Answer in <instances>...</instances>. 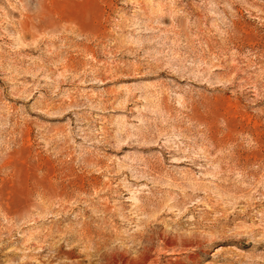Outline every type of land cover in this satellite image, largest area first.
Returning <instances> with one entry per match:
<instances>
[{
    "label": "rangeland",
    "instance_id": "1",
    "mask_svg": "<svg viewBox=\"0 0 264 264\" xmlns=\"http://www.w3.org/2000/svg\"><path fill=\"white\" fill-rule=\"evenodd\" d=\"M124 261L264 264V0H0V264Z\"/></svg>",
    "mask_w": 264,
    "mask_h": 264
},
{
    "label": "bare ground",
    "instance_id": "2",
    "mask_svg": "<svg viewBox=\"0 0 264 264\" xmlns=\"http://www.w3.org/2000/svg\"><path fill=\"white\" fill-rule=\"evenodd\" d=\"M51 198V197H50ZM168 254V253H167ZM170 254V253H169ZM119 264H129L128 261H124V262H119ZM150 264H153V263H150Z\"/></svg>",
    "mask_w": 264,
    "mask_h": 264
}]
</instances>
